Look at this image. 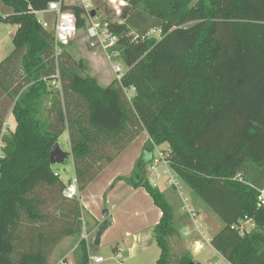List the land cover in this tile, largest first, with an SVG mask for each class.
<instances>
[{
	"label": "trees",
	"instance_id": "obj_1",
	"mask_svg": "<svg viewBox=\"0 0 264 264\" xmlns=\"http://www.w3.org/2000/svg\"><path fill=\"white\" fill-rule=\"evenodd\" d=\"M51 1L1 0L11 12L0 20L16 30L0 63V129L8 109L14 122L0 159V264H49L58 241L80 231L81 204L63 196L65 182L49 163L65 130L79 191L147 133L151 142L128 181L161 212L153 227L156 264H170L168 238L178 234L172 206L146 180L153 144L162 143L174 173L222 224L210 239L215 251L228 264H264V208L252 187H264V0H121V19L104 23L118 36L114 48L125 73L101 85L78 75L83 65L63 49L61 91L49 88L53 36L36 17ZM62 9L75 14L77 29L91 13L79 5ZM152 29L160 36H147ZM111 148L116 152L108 155ZM238 173L245 183L234 179ZM243 216L257 228L240 235L231 226ZM77 248L78 264H88L85 241ZM191 261L187 250L174 258Z\"/></svg>",
	"mask_w": 264,
	"mask_h": 264
},
{
	"label": "rangeland",
	"instance_id": "obj_2",
	"mask_svg": "<svg viewBox=\"0 0 264 264\" xmlns=\"http://www.w3.org/2000/svg\"><path fill=\"white\" fill-rule=\"evenodd\" d=\"M65 1L80 6L87 4V11L91 12L85 17V25L82 28L77 29L71 42L64 48L72 61L83 65V69L77 71V74L82 77L85 75L95 76L98 78L97 80L101 85H106L113 79H116V75L113 71V66L115 64H118L121 67L122 74H124L127 67L120 58L116 57L108 59L101 48H91L89 46L86 27L89 23L90 17L93 21L99 24L103 23L106 18H109L111 21L121 19L119 16H121L122 12L126 9V3L121 2V5H119V0ZM0 6V17H5L6 13L11 12L10 8L1 3V0ZM53 16L52 13L43 11L36 14L38 20L45 19L48 22L49 32H52ZM11 30L12 33L10 32ZM15 30L16 26L14 24L0 20V63L13 50L12 37ZM91 49L94 51L93 53L97 54L94 59L90 57ZM132 92L133 91L130 90L128 93L131 94ZM45 105L47 107L49 106V100L46 101ZM5 116L4 126L7 128H13L14 122L10 109L6 111ZM139 135L140 138L142 136V139L140 140H144V147L150 139L147 133L143 131L139 132L137 136ZM58 143L64 152L70 151L67 130L61 134ZM157 145L160 148L168 149L167 143ZM121 151H118L115 154L116 149L111 148L107 153L108 155L115 154V158L121 153ZM153 154H157V149L153 150ZM127 155H129V158L128 161L125 162L123 159ZM133 155V150L130 149L119 157V161H117L115 165H111V162L105 164L100 172L108 169L110 165L111 167L102 176L103 179L101 180L104 182L100 183V179L95 181L97 175L100 173L99 172L93 178L94 181L90 188H87L88 183L87 186H85L87 189L84 190L83 193V189L81 190V195L84 199H86V195L94 193L98 198L97 201H99L101 205H104L99 206L96 211V216L99 219L104 217L102 215L104 209H108L110 212L108 216L109 221L106 224L108 225V228L102 232L99 243H94V236L97 229L96 223H98V221H95L92 215L89 214L86 211V208H83L82 205L80 231L69 236H64L58 241L49 255V264H55L63 254L68 255L69 264H78L81 258V250L80 248H77V245L81 239V235L85 231L89 234V255L93 257L100 256L102 258V261L100 262H95L93 259H90L88 260V264H156L160 249L153 237V227L157 223L160 213L145 189L143 187L133 188L128 181L134 168L133 166L131 172H127L133 161ZM52 169H55L59 173L62 180L67 181L68 179H71L74 176L72 157L68 156L60 164H53ZM115 173L123 174L122 176H128L125 177L126 179L119 178L118 176H115ZM110 174L115 176L113 179L114 184L110 182L107 186L105 185V183H107L106 177ZM181 184L184 194L188 197L187 202L196 212L202 235L194 229L188 215L181 211L182 201L179 194L175 192L173 188L169 187L167 178L162 177L161 180L155 183V186L159 191L164 193L165 198L172 206L174 214L173 223L178 233L172 239H170V237L168 238L170 246V264H175L174 258L179 256L184 250L188 251V249L192 253V261L190 264H227L208 241V239H211L222 225L219 218L202 202L191 195L190 190L182 180ZM89 198L93 204H96V199L93 195L89 196ZM48 212L50 214L48 216H50L49 218L51 222L56 228H59L62 223L58 220L57 211L50 208ZM90 217L93 219L92 222ZM185 230L189 232L187 236L183 233ZM203 236L205 238H203ZM116 247L118 250H115ZM130 249L132 252L129 251Z\"/></svg>",
	"mask_w": 264,
	"mask_h": 264
},
{
	"label": "built area",
	"instance_id": "obj_3",
	"mask_svg": "<svg viewBox=\"0 0 264 264\" xmlns=\"http://www.w3.org/2000/svg\"><path fill=\"white\" fill-rule=\"evenodd\" d=\"M63 0L51 1L48 3L47 7L43 12L52 13L53 23H52V49L53 56L56 62V68L54 73L50 77L49 88H55L61 91V75L57 65V60L62 52V50L71 42L73 37L77 31L76 24V16L75 14L64 11L62 9ZM85 10L87 6H83ZM87 11V10H86ZM88 12V11H87ZM89 15V14H88ZM43 28L48 30L49 24L46 21L39 20ZM87 37L89 39V46L91 48L99 47L101 48L108 59L111 58H120L119 51L115 49V45L118 41V36L113 34L106 27V23H97L93 21L90 17L89 23L86 27ZM147 36H160L159 29H152L147 33ZM136 38V37H135ZM113 71L116 75V79L120 80L122 74L121 67L118 64L113 66ZM5 120L3 121V125L0 129V159L4 157L3 155V136L8 133L11 127L7 128L4 126ZM157 149V154H153V150ZM153 150L151 151L150 161L146 166V180L152 186H155V183L162 179V177L167 178V182L169 187L173 188L175 192H177L181 198L182 206L181 211L184 214H187L189 219L192 222L194 229L202 235V231L200 230V224L198 223V218L195 210L192 206L187 202L188 197L184 194L182 190V184L180 178L174 173L171 167L170 155L168 149L160 148L158 145L153 144ZM57 173V172H56ZM234 179L238 181L244 182L243 177L240 173H238ZM256 192V205L258 208H264V187H256L252 186ZM63 196L67 199H77L81 202L80 191L78 188V182L75 176L69 179L65 183V187L63 189ZM257 228V224L253 217L243 216L236 223L231 226V229L236 230L240 235L247 234ZM184 235H188V231L183 232ZM203 238H205L203 236ZM86 243L88 260L93 259L95 262L102 261L100 256L93 257L89 255V234L86 231L81 235V239ZM79 240V241H80ZM210 243V239H208ZM55 264H69L68 257L65 255L57 260Z\"/></svg>",
	"mask_w": 264,
	"mask_h": 264
},
{
	"label": "crops",
	"instance_id": "obj_4",
	"mask_svg": "<svg viewBox=\"0 0 264 264\" xmlns=\"http://www.w3.org/2000/svg\"><path fill=\"white\" fill-rule=\"evenodd\" d=\"M120 1V3H118L119 5H121V2L123 3V1H121V0H119ZM125 3V2H124ZM63 4L64 5H74L73 3H67L65 0H63ZM87 4H85L84 6H86ZM80 6V5H79ZM88 6V5H87ZM1 7V6H0ZM87 10V9H86ZM10 12H8V13H6V14H9ZM37 13H39V12H36V14ZM52 16V15H51ZM42 21H46L45 19L44 20H42ZM47 22V21H46ZM11 33H12V30L10 31ZM94 51L91 49V51H90V57L92 58V59H94V57H95V55H97L96 53H93ZM90 76H92V75H90ZM93 77H95V76H93ZM96 78V77H95ZM96 79H98V78H96ZM98 81V80H97ZM99 82V81H98ZM111 82V81H110ZM109 82V83H110ZM108 83V84H109ZM108 84H106V85H108ZM106 85H104V86H106ZM64 132V131H63ZM143 132H145V131H143ZM146 133V132H145ZM62 134V133H61ZM61 136V135H60ZM60 136H59V138H60ZM140 139H142V136H141V138H140V135L139 136H136L132 141H130L125 147H124V149H122V151H121V153L118 155V156H116L115 158H113V160L111 161V165H115L116 164V162L117 161H119V157H121V155H123L124 153H126L127 151H129L130 149H132L133 150V161L131 162V165H130V167H129V169H128V171L127 172H131V169L133 168V166H134V164H135V161H136V159L139 157V155H141V153L143 152V145H144V140H140ZM68 143H69V141H68ZM70 148V147H69ZM129 149V150H128ZM128 158H129V155H127L126 157H124V161L125 162H127L128 161ZM111 165H110V167H111ZM109 167V168H110ZM108 168V167H107ZM108 168V169H109ZM108 169H106L105 171L103 170V171H101L98 175H97V177H96V179H95V181L96 180H99L100 179V183H103L104 181L103 180H101V179H103V175H104V173L108 170ZM120 169V168H119ZM118 169V170H119ZM117 170V169H116ZM108 175V174H107ZM106 175V176H107ZM123 174H119V173H115V176H118L119 178H125V177H127L128 175H125V176H122ZM106 176H104V177H106ZM115 176H112L111 174L108 176V177H106V179H107V183H105V185H107L108 186V184H110V182H112V184H114V177ZM126 179V178H125ZM69 180V179H68ZM67 180V181H68ZM64 181V180H63ZM67 181H64V182H67ZM93 181L94 180H92L89 184H88V186H87V188H90V186H91V184L93 183ZM87 188H85V189H83V191H82V193L84 192V190H86ZM91 190V189H90ZM90 192H92V191H90ZM94 196L95 197V199H96V201H95V203L96 204H93L92 203V201L90 200V198H89V196ZM80 196H81V202H80V204H81V208H82V205H83V208H86V211L89 213V214H91L92 215V217L95 219V221L97 220L98 221V223H96V228H98L99 226H101L102 224H104V222L105 221H109V218H108V216H109V214H110V212H109V210L107 209L106 211H107V213H106V215L102 218V219H99L97 216H96V211L98 210V208H99V206H104V205H101V203H99V201H97V196L94 194V193H90V195L88 194V195H86V199H84L83 197H82V195H81V191H80ZM112 213V212H111ZM159 213H160V215H161V212L159 211ZM92 217H90L91 219H92ZM160 217V216H159ZM90 219V220H91ZM159 219V218H158ZM93 221V219L91 220V222ZM101 224V225H100ZM107 228H108V225H107ZM106 228V229H107ZM105 229V230H106ZM97 230V229H96ZM187 247L189 248V246L187 245ZM115 250H118L117 249V247L115 248ZM130 252H132V250L130 249L129 250ZM188 251L190 252V250L188 249ZM217 252V251H216ZM191 253V252H190ZM218 253V252H217ZM67 256L68 257V255L67 254H63L61 257H63V256ZM191 255H192V253H191ZM60 257V258H61ZM222 257V256H221ZM59 258V259H60ZM69 258V257H68ZM158 258V257H157ZM223 258V257H222ZM224 259V258H223ZM225 260V259H224ZM69 261V260H68ZM226 261V260H225ZM226 263L228 264V262L226 261Z\"/></svg>",
	"mask_w": 264,
	"mask_h": 264
},
{
	"label": "water",
	"instance_id": "obj_5",
	"mask_svg": "<svg viewBox=\"0 0 264 264\" xmlns=\"http://www.w3.org/2000/svg\"><path fill=\"white\" fill-rule=\"evenodd\" d=\"M68 156L70 155V151L69 152H64L61 149V146L58 142H55L50 151H49V163L51 165L53 164H60L62 163ZM107 213L106 209L103 210L102 215L105 216ZM107 228L106 224H102L101 226H99L96 230V234L94 236V243L98 244L100 241V237L102 232Z\"/></svg>",
	"mask_w": 264,
	"mask_h": 264
}]
</instances>
